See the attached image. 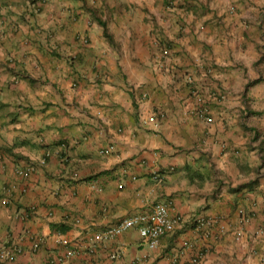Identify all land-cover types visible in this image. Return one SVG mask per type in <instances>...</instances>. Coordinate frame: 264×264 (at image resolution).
<instances>
[{"label": "crops", "instance_id": "1", "mask_svg": "<svg viewBox=\"0 0 264 264\" xmlns=\"http://www.w3.org/2000/svg\"><path fill=\"white\" fill-rule=\"evenodd\" d=\"M262 77L264 0H0L2 264H264Z\"/></svg>", "mask_w": 264, "mask_h": 264}, {"label": "built area", "instance_id": "2", "mask_svg": "<svg viewBox=\"0 0 264 264\" xmlns=\"http://www.w3.org/2000/svg\"><path fill=\"white\" fill-rule=\"evenodd\" d=\"M45 0H29V3L34 7L39 9L42 5V2ZM166 54L169 53V50L164 51ZM196 112L201 117H206L207 109L202 107L197 108ZM110 148L103 150L102 152L108 151ZM17 173L19 175L23 174V170L17 169ZM153 178L157 181L162 180L163 175L160 172H154ZM171 203L170 202H156L149 212L138 213L133 216L127 217L119 221L116 225L109 227L105 230H102L98 233V240L99 241H110L115 237L121 235L127 230L136 228L138 229L141 236L147 241L148 245L151 248H157L160 244L161 237L174 230L177 224H180L182 221V216L180 215H172L171 214ZM250 219L249 217H243L242 222H248ZM222 219L220 217H204L200 216L196 219V230L198 232H202L205 235L213 234L215 238L220 237L222 233L225 232V225L222 224ZM218 226L216 232H213V228ZM264 233V224L263 226L257 231V234ZM62 244H68V240L61 239L59 240ZM77 249H67L64 255L56 257L54 260H51L48 264H58L66 260L69 257H72L77 253ZM8 250L3 249L0 252V264L3 263V259L8 256ZM203 253H197L194 255L190 261V264H199L202 260Z\"/></svg>", "mask_w": 264, "mask_h": 264}, {"label": "trees", "instance_id": "3", "mask_svg": "<svg viewBox=\"0 0 264 264\" xmlns=\"http://www.w3.org/2000/svg\"><path fill=\"white\" fill-rule=\"evenodd\" d=\"M260 80H264V77L260 78Z\"/></svg>", "mask_w": 264, "mask_h": 264}]
</instances>
